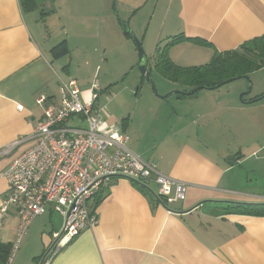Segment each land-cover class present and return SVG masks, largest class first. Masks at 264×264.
Segmentation results:
<instances>
[{"label": "crops", "instance_id": "1", "mask_svg": "<svg viewBox=\"0 0 264 264\" xmlns=\"http://www.w3.org/2000/svg\"><path fill=\"white\" fill-rule=\"evenodd\" d=\"M163 1L162 46L179 35L208 43L185 40L170 48L169 58L178 67L206 65L215 52L236 50L264 35V0H158L156 10ZM73 2L0 0V150L21 142L0 158L2 243L16 242L20 223L17 208L1 209L9 193L3 173L35 143L34 130L43 116L37 101L45 96L58 103L60 81L73 79L69 65L61 62L71 55L64 20L89 19L90 10L103 16L107 0H82L67 10ZM64 41L69 54L58 56L54 49ZM171 84L163 94L183 91ZM225 87L174 102L144 87L134 97L114 93L117 106L109 122L121 119L129 149L186 184L185 199L164 205L153 184L145 192L127 178H116L99 194L97 227L62 247L50 264H264V217L225 211L229 202L264 204V142L258 138L264 129V99L253 102L264 90L239 100L246 86ZM89 90H82L84 101L90 99ZM255 125L260 127L250 130ZM50 228L33 230V264L62 232Z\"/></svg>", "mask_w": 264, "mask_h": 264}, {"label": "built area", "instance_id": "2", "mask_svg": "<svg viewBox=\"0 0 264 264\" xmlns=\"http://www.w3.org/2000/svg\"><path fill=\"white\" fill-rule=\"evenodd\" d=\"M59 91L58 103L45 96L37 101L43 116L34 130L35 143L3 173L9 193L1 209L6 213L15 207L20 217L11 258L32 222L48 209L65 220L62 232L55 235L39 264H50L62 247L87 229L97 227L95 199L112 180L127 178L143 185L153 184L164 205L183 201L187 188L129 149L128 133L110 123L97 105L102 93L97 83L92 84L88 101L82 99L74 79L61 80ZM20 143L0 150V158Z\"/></svg>", "mask_w": 264, "mask_h": 264}, {"label": "rangeland", "instance_id": "3", "mask_svg": "<svg viewBox=\"0 0 264 264\" xmlns=\"http://www.w3.org/2000/svg\"><path fill=\"white\" fill-rule=\"evenodd\" d=\"M157 1L107 0L103 16L100 13H94L93 16V11L91 13L90 10V15H88L89 19L83 21L71 19L70 17L65 20L63 19L64 25L69 33L65 37L69 40L71 55L65 57L61 62H64V66L69 65L71 77L77 79L82 86V95V90L90 88L89 91H91L93 83H97L100 86L102 93L97 101V105L98 107L100 106L101 112L109 120L113 117V109L117 106L114 93L119 90L122 91V96L125 98L134 97L136 96L137 89L141 86L145 90H151L152 94L157 97L151 85L143 78L139 70V52L134 38L131 35L124 34L122 28V24H126L130 28L131 33L141 42L149 60L148 65H150L153 61L152 59H156L154 56L156 49L158 47H164L161 43V40L163 41L164 38L161 37L166 35L163 34L160 25L162 16L160 13L165 2L163 1L162 7L160 5L156 10ZM82 3V0H74L67 10L74 6H81ZM83 6L87 9L90 7L86 3ZM34 14L38 19H42L40 12H35ZM58 34V29L52 30L53 37H57ZM58 41L57 43H60L62 39ZM153 77L160 96L176 91L172 90L163 94L167 88L174 87V85L165 81L156 71H153ZM249 78L250 80L240 79L233 81L227 84L225 88L234 89L241 85L246 86L247 90L239 95V100L248 91L250 85H252L251 95L256 94L257 91L264 90V69L252 73ZM109 86H111L112 91L106 92ZM176 87L178 88L177 85ZM176 98L177 96L173 95L169 100L170 102H174ZM144 104L142 102V105ZM118 122H121V119L113 124L123 129L122 123ZM256 127L260 126L255 125L250 130L254 131V128L257 130ZM262 131V134L258 133V138L262 139L259 140L261 144L264 142V129ZM246 145H249L248 140H246ZM260 181L264 183V176ZM44 225H47L48 228L55 226V229L61 232L64 228L65 220L59 213H52V211L38 217L32 222L26 234L23 236L19 250L11 258L10 264H13L16 258H18V264H33L30 259V255L33 253V230L40 229ZM26 244L27 246H25ZM23 246L25 247L23 248Z\"/></svg>", "mask_w": 264, "mask_h": 264}, {"label": "trees", "instance_id": "4", "mask_svg": "<svg viewBox=\"0 0 264 264\" xmlns=\"http://www.w3.org/2000/svg\"><path fill=\"white\" fill-rule=\"evenodd\" d=\"M26 1L31 2L32 0ZM185 40L204 45L208 44L207 42L199 39L185 38L183 35L175 36L163 48H157L156 62L153 69L148 68L149 65L147 63L149 71H156L166 81L183 87V91L185 92L199 87L216 89L217 86L223 84L224 82L242 79L244 76L249 77L252 73L264 69V35L245 42L236 50L223 53L215 52L210 62L206 65L188 68L174 65L169 58L170 48ZM54 52L57 53L58 56L69 54L67 42L64 41L59 44L54 49ZM140 88L141 87H139L138 90H140ZM177 97L184 98L185 96L178 95ZM137 184L142 190L147 192V185ZM102 196L103 194L97 197L95 205L100 203ZM226 207L225 211L227 214L264 217V204L229 202ZM12 251V243L0 242V264L9 263ZM42 257L43 255L40 258L34 259L35 264H39Z\"/></svg>", "mask_w": 264, "mask_h": 264}, {"label": "water", "instance_id": "5", "mask_svg": "<svg viewBox=\"0 0 264 264\" xmlns=\"http://www.w3.org/2000/svg\"><path fill=\"white\" fill-rule=\"evenodd\" d=\"M122 28H123L124 34L131 35V37L134 38V41H135V43L137 45V49H138V52H139V70L141 72V75L149 82V84L152 87V90L154 91L155 95L158 98H160L161 100H166V99L170 98L173 95H180V96L190 97V96H193L194 94H196L197 92L202 91V90H215L213 88L199 87V88L193 89V90L188 91V92H185V91H182V90H176V91L170 92L169 94H166L164 96H160L159 93H158L157 87L155 85L154 79H153L154 78L153 77V72L149 71L148 68H147L148 57H147V55H146V53H145V51L143 49V46H142L141 42L134 36L133 33H131L130 28L126 24H122ZM242 79L250 80V78L248 76H244ZM237 80H240V79L232 80V81H229V82H224L223 84L217 86L216 89H219V88L223 87L224 85H227V84H229V83H231L233 81H237ZM250 84H251V81H250ZM251 90H252V85H250L248 91L245 92L241 96V99L243 98V96L249 95L251 93ZM262 99H264V95L261 96L259 99H256L253 102H257V101L262 100Z\"/></svg>", "mask_w": 264, "mask_h": 264}]
</instances>
